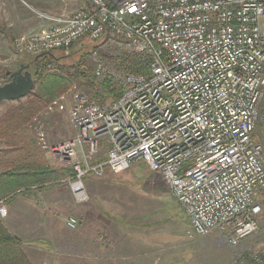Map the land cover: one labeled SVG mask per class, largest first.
I'll list each match as a JSON object with an SVG mask.
<instances>
[{
    "label": "built area",
    "instance_id": "1",
    "mask_svg": "<svg viewBox=\"0 0 264 264\" xmlns=\"http://www.w3.org/2000/svg\"><path fill=\"white\" fill-rule=\"evenodd\" d=\"M84 2L69 16L42 17L46 26L16 38L14 47L37 56L83 39H117L150 64L138 75L110 72L96 60L95 79L107 75L120 96L100 103L74 93L67 111L73 137L65 142L51 143L35 120L40 151L73 172L61 183L85 204V176L142 163L183 209L188 237L215 235L242 252L238 264H264V240L240 248L259 233L264 213V0ZM102 142L106 159L90 164ZM6 216L0 201V219ZM65 225L74 230L77 220Z\"/></svg>",
    "mask_w": 264,
    "mask_h": 264
},
{
    "label": "rangeland",
    "instance_id": "2",
    "mask_svg": "<svg viewBox=\"0 0 264 264\" xmlns=\"http://www.w3.org/2000/svg\"><path fill=\"white\" fill-rule=\"evenodd\" d=\"M84 4V0H0V86L8 83L5 76L7 72L13 73L20 67L27 66L36 56L20 52L14 47L13 41L22 35L20 31L39 25L46 26V20L42 17H66ZM51 54L55 59L64 57L60 64L51 66V71L69 77L72 89L47 107L27 128L33 133L35 120L41 121L48 129L49 141L61 143L73 136L67 111L74 102V93H82L103 103L113 99L112 93L105 88L104 81L108 80L111 87L119 89L107 75L102 81L95 79L96 60H100L108 71L116 73L120 69L122 56L128 53L123 43L117 39L99 42L83 39L69 49H57ZM28 69L31 74L32 68ZM5 103L0 104V114L7 108ZM48 163L52 170H65L55 166L51 159ZM83 184L90 200L87 204L91 203L95 210L107 212L109 215L106 217L111 221L119 223L128 216L132 217L134 213V221L137 223L139 217V246L141 252L150 253L147 256L142 253V257H145L142 258V264L149 257L154 258L155 264H238L236 256L242 252L219 243L217 236L188 237L190 225L183 209L169 192L163 178L158 173L149 171L144 164L136 163L123 173H108L102 178L90 174L83 178ZM65 221L66 219L64 224ZM258 223L259 233L243 242L241 249L263 242L264 213ZM80 227H87L90 235L94 238L97 236V244L104 238L102 234L96 235L89 222L81 226L77 220L75 230ZM95 243L94 241V246H97ZM105 244L108 245V242L105 241Z\"/></svg>",
    "mask_w": 264,
    "mask_h": 264
},
{
    "label": "crops",
    "instance_id": "3",
    "mask_svg": "<svg viewBox=\"0 0 264 264\" xmlns=\"http://www.w3.org/2000/svg\"><path fill=\"white\" fill-rule=\"evenodd\" d=\"M42 26L22 30L19 37L35 32ZM70 126L73 135V127ZM3 149L6 150L0 144V150ZM106 152L107 145L102 142L99 154L89 163H103ZM36 155L45 167L51 169L49 155L41 152L37 143ZM61 181L44 184L43 187L16 190L14 194L0 200L7 208L6 218L0 219V225L4 228L0 236V240L4 241L2 246L8 244L6 240L10 237L19 242L21 249L15 257L19 258V262L3 259L0 264H142V258H145L142 253L145 251L141 252L139 246V217L137 223L134 213L119 223L111 221L106 217L109 215L107 212L93 209L91 203L77 204L68 185ZM68 217H75L81 226L89 222L96 235L102 234L104 237L101 236L103 239L100 238V244H97V236L96 241L90 235L87 227L68 229L64 224V219ZM94 241L97 246H94ZM8 242L11 244V241ZM147 255L150 253H143V256ZM153 260L149 257L144 264H155Z\"/></svg>",
    "mask_w": 264,
    "mask_h": 264
},
{
    "label": "trees",
    "instance_id": "4",
    "mask_svg": "<svg viewBox=\"0 0 264 264\" xmlns=\"http://www.w3.org/2000/svg\"><path fill=\"white\" fill-rule=\"evenodd\" d=\"M40 55L34 56L28 63L29 68H32L34 90L23 99L4 102L7 108L0 114V144L6 148L0 150V200L14 194L16 190H27L33 186L43 187L44 184L59 183L73 176L70 169L51 170L44 166L36 155L34 132L31 133L27 128L47 107L66 96L72 89V80L69 77L53 71H44L47 65L60 64L64 57L55 59L51 52L50 55ZM149 64V59L141 60L134 55L124 54L119 68L133 74L147 75ZM104 86L112 93L111 101L119 98L120 89L116 91L108 80L104 81ZM3 232L4 228L0 225V236ZM8 241H11V244ZM6 242L8 244L3 247L4 241L0 240V261L12 259L19 262V258L15 259L16 252L21 251L19 242L10 237Z\"/></svg>",
    "mask_w": 264,
    "mask_h": 264
},
{
    "label": "water",
    "instance_id": "5",
    "mask_svg": "<svg viewBox=\"0 0 264 264\" xmlns=\"http://www.w3.org/2000/svg\"><path fill=\"white\" fill-rule=\"evenodd\" d=\"M44 55H50V53H44ZM40 56L38 55V57ZM28 68L29 66L27 65L20 67L15 73H6V76L10 77L11 81L0 86V104L23 99L34 90L35 84ZM23 70H25L24 73H22Z\"/></svg>",
    "mask_w": 264,
    "mask_h": 264
},
{
    "label": "flooded vegetation",
    "instance_id": "6",
    "mask_svg": "<svg viewBox=\"0 0 264 264\" xmlns=\"http://www.w3.org/2000/svg\"><path fill=\"white\" fill-rule=\"evenodd\" d=\"M19 69H20V68H19ZM19 69H18V70H19ZM18 70H17V71H18ZM17 71H16V72H17ZM24 72H25V70L22 71V73H24ZM13 73H15V72H13ZM5 76H6V75H5ZM6 78L8 79V82L11 81V78H10V77L6 76Z\"/></svg>",
    "mask_w": 264,
    "mask_h": 264
},
{
    "label": "snow or ice",
    "instance_id": "7",
    "mask_svg": "<svg viewBox=\"0 0 264 264\" xmlns=\"http://www.w3.org/2000/svg\"><path fill=\"white\" fill-rule=\"evenodd\" d=\"M130 11H135V8H131Z\"/></svg>",
    "mask_w": 264,
    "mask_h": 264
}]
</instances>
